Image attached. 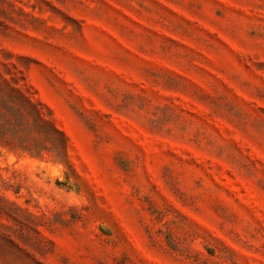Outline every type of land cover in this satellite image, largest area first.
Wrapping results in <instances>:
<instances>
[{
    "label": "rangeland",
    "instance_id": "obj_1",
    "mask_svg": "<svg viewBox=\"0 0 264 264\" xmlns=\"http://www.w3.org/2000/svg\"><path fill=\"white\" fill-rule=\"evenodd\" d=\"M0 77V264H264V0H0Z\"/></svg>",
    "mask_w": 264,
    "mask_h": 264
},
{
    "label": "trees",
    "instance_id": "obj_2",
    "mask_svg": "<svg viewBox=\"0 0 264 264\" xmlns=\"http://www.w3.org/2000/svg\"><path fill=\"white\" fill-rule=\"evenodd\" d=\"M4 83L6 81L0 79V130L16 133V136L25 132L24 125L16 117L25 112L34 115L35 126L48 125V120L29 96L20 88ZM50 129L52 133L57 132L54 127Z\"/></svg>",
    "mask_w": 264,
    "mask_h": 264
}]
</instances>
